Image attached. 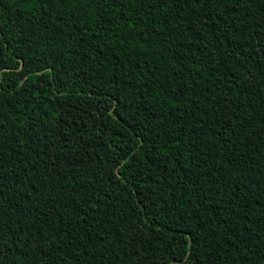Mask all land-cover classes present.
Instances as JSON below:
<instances>
[{"label": "trees", "instance_id": "16d2710c", "mask_svg": "<svg viewBox=\"0 0 264 264\" xmlns=\"http://www.w3.org/2000/svg\"><path fill=\"white\" fill-rule=\"evenodd\" d=\"M0 264H264V0H0Z\"/></svg>", "mask_w": 264, "mask_h": 264}]
</instances>
